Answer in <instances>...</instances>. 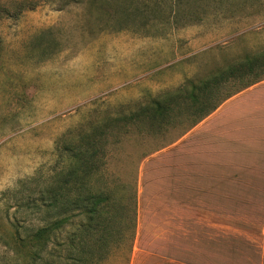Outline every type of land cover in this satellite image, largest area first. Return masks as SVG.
I'll return each mask as SVG.
<instances>
[{"label":"rangeland","instance_id":"rangeland-1","mask_svg":"<svg viewBox=\"0 0 264 264\" xmlns=\"http://www.w3.org/2000/svg\"><path fill=\"white\" fill-rule=\"evenodd\" d=\"M1 7L12 15L0 17L4 239L12 232L16 206L37 199L64 166L55 155L60 137L62 146L98 124L93 144L99 152L89 184L113 190L122 183L127 196L137 197L141 163L189 130V120L183 121L188 93H181L173 122L159 132L141 120L107 128L99 123L136 112L187 81L198 84L245 57L264 55V0H0ZM263 65H255L245 81L228 83L221 94L264 80ZM108 207L104 228L91 242L93 262L131 264L132 215L127 209L119 215L112 203ZM26 221L34 225V215ZM232 223L237 229H229L231 241L252 240L256 231L249 224ZM63 227L60 243L72 238L73 226ZM57 250L53 246L52 255ZM16 263L0 248V264Z\"/></svg>","mask_w":264,"mask_h":264},{"label":"crops","instance_id":"crops-1","mask_svg":"<svg viewBox=\"0 0 264 264\" xmlns=\"http://www.w3.org/2000/svg\"><path fill=\"white\" fill-rule=\"evenodd\" d=\"M136 201L131 264H264V80L148 156Z\"/></svg>","mask_w":264,"mask_h":264},{"label":"trees","instance_id":"trees-1","mask_svg":"<svg viewBox=\"0 0 264 264\" xmlns=\"http://www.w3.org/2000/svg\"><path fill=\"white\" fill-rule=\"evenodd\" d=\"M9 12L7 8L1 7L0 17L12 16ZM258 63L264 64V55L261 59L245 57L241 63L219 70L198 84L187 81L174 92H165L157 98L149 99L136 112L115 118L105 117L99 124L107 128L119 121L127 125L141 120L146 126L159 132L173 122V113L181 103V93H188V100L183 104V121L189 120L190 129L229 97L259 82L260 80L244 83L237 91L221 94V89L231 81L242 82L249 78L250 72ZM258 66L261 68L262 65ZM97 125L91 123L86 132L74 133L68 142L63 141L62 146V138L58 139L55 155L64 166L42 185L37 192V199L26 198L25 202L16 206L11 220L12 232L8 239L0 238V248L7 259L15 260L16 264H95L94 245L91 242L96 236V231L102 232L104 228L110 203L118 209L119 215L126 209L131 213L134 238L136 193L134 197L127 196L122 183H116L113 190L96 188L89 184L91 174L96 169L93 159L99 152L93 144L94 137L98 135ZM99 135L103 137L106 134L102 132ZM65 153L68 155L67 160L64 159ZM33 215L35 224L27 226L26 220L32 219ZM65 224L73 226L72 238L69 241L57 242ZM53 246L58 247L54 255Z\"/></svg>","mask_w":264,"mask_h":264}]
</instances>
